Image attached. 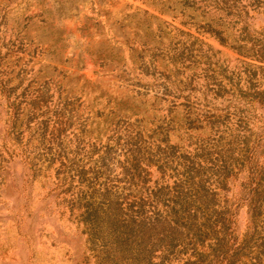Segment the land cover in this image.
Instances as JSON below:
<instances>
[{
	"label": "rangeland",
	"instance_id": "1",
	"mask_svg": "<svg viewBox=\"0 0 264 264\" xmlns=\"http://www.w3.org/2000/svg\"><path fill=\"white\" fill-rule=\"evenodd\" d=\"M166 1L0 0V264H212L223 215L264 264V62L195 28L264 50V0Z\"/></svg>",
	"mask_w": 264,
	"mask_h": 264
},
{
	"label": "trees",
	"instance_id": "2",
	"mask_svg": "<svg viewBox=\"0 0 264 264\" xmlns=\"http://www.w3.org/2000/svg\"><path fill=\"white\" fill-rule=\"evenodd\" d=\"M195 1V0H194ZM193 0L188 1V0H176L175 1H169L167 0L165 5H162L165 7V9H171V10H175V8L177 7L178 10V16H180V18L185 16V19L190 20L191 19H195L196 16L194 14V11L197 9V6L195 5L196 2H194ZM174 2L177 4H175L176 7H174ZM181 20V19H180ZM182 22V21H180ZM191 22V21H189ZM193 23V22H192ZM195 25V23H193ZM198 27L195 28H201L202 32H206L211 34L214 38L217 39V41L223 45H227L230 48H232L233 50H235L238 53H242L244 55H248V56H252L255 59H258V61L264 62V57H262L261 55L264 54V50L262 49H253L252 46L247 47L246 46V41L241 42V39H231L230 41L227 39L228 36L225 35V28L222 27H218L217 25H211L208 21H206L203 25H196ZM160 29V26L157 25L156 27V31L158 32ZM243 38V37H241ZM257 68L260 69H264V66H260L257 65ZM256 101H258V103H263L264 102V88H262L261 90H258L254 97H253ZM223 213V212H222ZM229 219L227 217H225L224 215L222 217H220V219H218L217 222V235L214 237L211 245L208 247V249L210 250V254L212 256V259H210L212 262V264H234V259L236 258V253L239 249V244L232 246L230 245V243H228V238L226 237V234L228 232V229H230L229 225ZM132 224L129 223V220H126L124 222V225H122L123 228H127V227H131ZM137 228H142L145 231H147L149 229V231H147L150 235H155L154 233L150 232V227H145V223L140 225L137 224ZM170 233H173V228H170ZM230 233V231H229ZM228 233V234H229ZM115 238H117V236H115ZM150 240V238H149ZM174 240V237L171 236L169 237V234L167 231L164 230V227L160 228V230L158 231V233L155 235V242L160 246L161 249L166 250L167 248H169V246H172V242ZM123 243L124 240H122ZM118 244L117 241L114 242V246H116ZM143 250H145L144 248V244L142 247ZM162 258H156V257H149L148 258L146 256L143 257V259L138 260L135 258H128L127 263L126 264H161L162 263ZM196 259H193L191 261H188L189 264H199L200 261H195Z\"/></svg>",
	"mask_w": 264,
	"mask_h": 264
}]
</instances>
